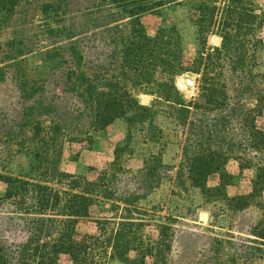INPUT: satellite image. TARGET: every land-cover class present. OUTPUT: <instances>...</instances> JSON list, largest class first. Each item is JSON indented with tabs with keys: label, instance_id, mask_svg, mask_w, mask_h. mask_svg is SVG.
I'll list each match as a JSON object with an SVG mask.
<instances>
[{
	"label": "trees",
	"instance_id": "trees-1",
	"mask_svg": "<svg viewBox=\"0 0 264 264\" xmlns=\"http://www.w3.org/2000/svg\"><path fill=\"white\" fill-rule=\"evenodd\" d=\"M21 1L0 0L3 23L11 24ZM63 1L45 0L41 13L46 22L65 15ZM184 2L199 42L193 58L185 57L174 27L158 28L150 36L141 23L142 15L179 4L180 0L90 3L86 8L90 14L106 13L103 32L108 34L106 59L111 70L85 67L78 41L69 35L59 55L47 52L46 59L53 62L51 69L32 80L22 61L24 46L15 39L8 44L0 84L10 79L20 100L19 120L11 126L9 136L14 141L21 137L17 153L30 155L33 162L27 177L0 175V182L6 186L0 196V211H8L14 229L23 237L18 243L0 238V264H100L101 250H109L110 258L121 264H147V260L167 264L173 241L171 227L160 225L157 238L145 243L142 223L133 218L138 215L136 204L159 188L172 171L162 160L166 141L155 123L162 113L159 104L169 109L163 113L173 119L183 137L176 185L197 189L206 204L219 203L220 214L255 208L261 220L248 231L253 237L246 240L250 246L225 243L234 252L233 261L239 258L241 264H264V128L256 123L264 110V73L255 71L259 17L252 0ZM119 14L120 21L127 20L124 30L113 27ZM120 34H124L121 39ZM209 35L218 37L220 45L206 47ZM187 73L197 76V94L189 101L176 87V79ZM52 78L56 91L77 102L71 111L61 112V95L48 90ZM138 94L153 97V103L140 104ZM118 119L126 123L128 131L126 144L114 150L112 172H101L90 181L60 169L64 143L86 144L89 149L91 133L105 130ZM84 120L88 131L81 132L78 128ZM135 126L144 142L158 146L160 151L150 154L136 174H128L120 162ZM26 129L30 134L27 138ZM230 161L238 163L240 171L255 170L248 194L227 195L226 187L233 180L226 170ZM120 175L136 185L133 191L117 194ZM211 177L216 184L208 187ZM96 199L114 203L115 209L121 204V214L97 220L98 233L79 235L78 223L91 219ZM105 225L111 226L108 233ZM130 252L136 256L130 258Z\"/></svg>",
	"mask_w": 264,
	"mask_h": 264
},
{
	"label": "rangeland",
	"instance_id": "rangeland-1",
	"mask_svg": "<svg viewBox=\"0 0 264 264\" xmlns=\"http://www.w3.org/2000/svg\"><path fill=\"white\" fill-rule=\"evenodd\" d=\"M93 1L64 0L62 5L64 4L65 7L62 8L65 15L61 19L47 22L41 13V6L45 0H22L11 24L3 23L0 15V67L6 62V54L10 49L8 44L15 39L24 46L23 65L28 77L34 80L53 66V62L46 59L47 52H51L50 56L59 55L68 42L67 36L71 35V40L78 41L79 48L84 54L85 67L96 69L100 66L103 69H110L109 61L106 59V54L109 52L108 34L103 32L106 13L102 10L100 13L90 14L87 7ZM180 1L179 4H168L158 11L142 15L141 23L150 36L158 28L174 27L181 37L185 57L193 58L199 49L196 28L190 19L186 3L184 0ZM252 2L259 17L256 34L260 44L256 50L255 71L264 73V0H252ZM106 10L108 8L104 11ZM111 11L116 10L111 9ZM114 20L113 27H119V30L125 29L127 20L120 21V14L116 15ZM49 28L54 32L50 33ZM13 30H17L18 34H12ZM123 35L120 34V39ZM206 41V47L220 45V39L216 36L209 35ZM59 61L60 59L57 63ZM110 70L109 72L112 73ZM196 78L197 76L187 73L176 79V82L182 80L184 85L186 80L192 81V85L186 86V89L176 86L186 101L196 97ZM54 80L52 78L51 83H48V90L51 92L56 91L52 86ZM56 95H61L58 100V104L62 105L61 112L71 111L77 104L74 98L62 94L59 90L56 91ZM137 99L142 105L149 106L153 103V97L148 95L138 94ZM157 107L162 113L156 118L155 123L162 129L166 141L162 160L165 165L172 168V171L162 180L159 188L136 204L138 215H133V218L142 223L140 227L142 240L145 243L153 242L157 238L159 226L166 225L171 227L173 233L167 264H241L239 258L233 261L234 252L225 242L242 245V248L250 246L246 240L253 237L248 235V231L261 220V214L253 207L237 213L226 211L220 214L219 203L206 204L197 189L187 184L186 187L176 185L175 174L181 158L183 137L173 119L165 114L169 111L166 105L159 104ZM19 109L20 100L17 89L7 78L0 84V175L27 177L33 162L30 155L17 153V141L21 137L14 141L9 136L11 126L19 120ZM256 123L264 128V110ZM80 124L78 129L81 132L88 131L85 120ZM127 131L126 123L118 119L105 130L91 133L93 143L89 149L86 144L64 143L60 169L74 176H84L90 181L96 180L101 172H112L110 166L114 159V150L116 146L126 144ZM25 136L26 138L30 136L28 129L25 130ZM158 151H160L158 146L144 142L143 134L135 126L131 129L128 149L122 155L120 168L128 174H136L149 155L156 154ZM226 170L233 177L231 184L226 187L227 195L234 197L248 194L255 170L249 168L240 171L238 163L234 161L228 162ZM215 184V178L208 179V187H213ZM135 187L136 185L131 183L125 175H120V180L116 182L117 194L120 193V195L122 191L126 189L133 191ZM5 188V184L0 182V196H3ZM113 206L115 205L112 202L96 199L91 208V219L78 223V234L98 233L97 220L104 217H118L121 214V204L119 209ZM6 212L8 211H0V238L18 243L23 240V237L17 229H14L13 217ZM14 219L16 220L15 217ZM105 228L108 233L111 226L105 225ZM215 240H221L223 243L217 244ZM135 256V252L129 253L130 258ZM98 260L100 264H121L110 258L109 250L106 252L101 250ZM147 264H151V261L147 260ZM255 264L260 262L256 261Z\"/></svg>",
	"mask_w": 264,
	"mask_h": 264
},
{
	"label": "bare ground",
	"instance_id": "bare-ground-1",
	"mask_svg": "<svg viewBox=\"0 0 264 264\" xmlns=\"http://www.w3.org/2000/svg\"><path fill=\"white\" fill-rule=\"evenodd\" d=\"M185 83H186V82H185ZM178 85H179V88H180V89H186V86H187V85H184V84H183V81H182V80L178 81Z\"/></svg>",
	"mask_w": 264,
	"mask_h": 264
},
{
	"label": "water",
	"instance_id": "water-1",
	"mask_svg": "<svg viewBox=\"0 0 264 264\" xmlns=\"http://www.w3.org/2000/svg\"><path fill=\"white\" fill-rule=\"evenodd\" d=\"M186 85L187 86H191L192 85V81L191 80H186ZM176 86L179 88L178 82H176Z\"/></svg>",
	"mask_w": 264,
	"mask_h": 264
}]
</instances>
